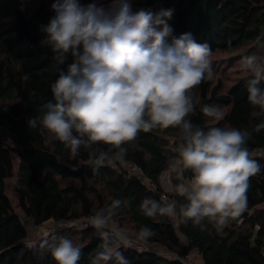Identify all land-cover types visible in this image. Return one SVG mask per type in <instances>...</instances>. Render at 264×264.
<instances>
[{
	"label": "trees",
	"instance_id": "obj_1",
	"mask_svg": "<svg viewBox=\"0 0 264 264\" xmlns=\"http://www.w3.org/2000/svg\"><path fill=\"white\" fill-rule=\"evenodd\" d=\"M96 0H79L82 5ZM54 0H43L31 13L24 11L23 0H0V264H57L51 249L42 246L69 239L82 249L78 264H91L102 251V234L88 223V217L111 204L122 201L113 220L121 227L127 225L137 236L141 227H149L155 235L144 242L160 246L172 254L167 258L150 250L139 251L119 245L130 264H185L188 256L199 255L202 264H264V159L256 160L260 171L250 177L247 207L228 223L217 227L205 218L201 225L184 222L179 209L186 203L176 192L168 193L161 177L178 162L177 149L182 141L179 128H154L141 131L137 138L125 143L122 160L106 163L98 170L87 163L88 152L83 148L76 158L55 139L47 141L50 133L39 124L30 128L32 117L39 120L44 105L52 100L51 84L61 70L72 62L69 55L65 65H58L52 50L41 46L42 25L55 15ZM136 11L144 9L154 15L161 10H173L167 23L178 37L191 33L199 43H207L211 53L249 49L251 54L264 56V0H131ZM171 38H169L170 42ZM211 54V55H212ZM27 75L28 79L23 77ZM251 74L237 79L224 93V83L216 84L206 78L192 90L194 111L186 119L195 127L207 131L211 127L236 128L247 131L249 155L264 148V110L248 100L247 80ZM264 89V82L260 84ZM210 106L227 108L228 112L216 123V117L205 115ZM97 150L110 155L118 149L97 144ZM15 157L21 158L16 193L25 219L17 214L6 194V181L14 176ZM137 167L143 177L129 171ZM185 178L191 172L185 170ZM146 178L147 182L143 179ZM181 181L172 178L176 187ZM162 195L175 201L177 215L147 217L141 210L145 199L160 202ZM65 225L34 245L28 243L29 229L47 222ZM86 228L82 227L80 223ZM79 224V226H78ZM68 225H72L68 228ZM108 264H113L112 261Z\"/></svg>",
	"mask_w": 264,
	"mask_h": 264
},
{
	"label": "clouds",
	"instance_id": "obj_2",
	"mask_svg": "<svg viewBox=\"0 0 264 264\" xmlns=\"http://www.w3.org/2000/svg\"><path fill=\"white\" fill-rule=\"evenodd\" d=\"M51 8L55 15L41 26L40 45L52 50L58 65H65L69 55L72 62L51 84L52 100L43 106L42 118L32 117L28 126L34 129L39 124L48 130L71 158L83 148L94 171L122 160L127 152L122 145L134 141L141 131L177 127L183 142L177 149L178 162L174 160L171 168L181 181L175 190L186 200L179 209L184 222L201 225L208 218L219 228L229 218L238 217L247 207L249 179L261 168L245 146L250 134L236 128L205 131L186 119L195 107L192 90L212 75L210 46L197 42L191 33L173 36L167 23L173 15L171 9L155 15L144 9L134 12L131 0H111L107 7L54 0ZM240 63L251 74L247 80L249 102L264 110V89L260 87L264 56L245 55ZM202 111L209 117L220 116L210 106ZM97 144L118 151L110 155L93 147ZM185 170L191 172L189 178L184 177ZM121 204L114 199L88 217L104 241L91 264H130L118 246L130 248L155 235L145 226L134 240L111 224ZM141 210L147 217L177 215L176 202L163 195L160 202L145 199ZM42 246L51 249L57 264H78L81 259V247L69 239L53 244L45 241Z\"/></svg>",
	"mask_w": 264,
	"mask_h": 264
},
{
	"label": "rangeland",
	"instance_id": "obj_3",
	"mask_svg": "<svg viewBox=\"0 0 264 264\" xmlns=\"http://www.w3.org/2000/svg\"><path fill=\"white\" fill-rule=\"evenodd\" d=\"M42 1L43 0H23L24 11H26L27 13H31L37 6H39L42 3ZM110 2L111 0H96L95 1V3H97L98 5L103 4L105 7H107ZM132 9L134 12L137 10V8L133 5H132ZM245 55H252L249 49L237 50L234 52H219V53L212 54L210 56V60L212 62V75L211 77H208V80L212 83V85H214L217 83L218 80L221 79L224 83V87L221 92L222 93L226 92L232 86V84H234V82L237 79L250 75L249 72L243 71L241 69L240 62H241L242 57ZM219 112H220V116L212 120L211 123H216L219 120L223 119V117L227 114L228 109L222 108V109H219ZM47 141L50 145L54 144L55 137L52 133L47 134ZM21 161H22L21 158L15 157L14 176L6 181V194L9 197L15 212L19 214L20 217L25 219V215L22 209L20 208L19 199L16 193L18 179H19V167H20ZM173 177H177V172L173 171V169L166 172L161 177V184L164 190L168 193L175 191V187L173 186V183H172ZM261 208H264V205L261 206ZM173 218L174 216L172 217V219ZM85 222L86 221H82V223H80L82 227H78V228L83 229V225ZM111 224H114L118 226L119 228L123 229L131 237L134 235L130 227L127 225H123V227H121L119 223L116 222L115 220H112ZM71 226L72 225H68L67 227L71 228ZM58 228L64 229L66 228V226L63 224L56 225L50 221V222L45 223L41 227H37V228L31 227L29 229L28 243L30 245H34L36 242H38L42 238H45L53 231L55 232V230H57ZM146 250L156 252L167 258L172 257L171 253H169L166 249L160 246L148 245ZM191 262L192 264L202 263V261L200 262L199 259H197L195 255L191 256Z\"/></svg>",
	"mask_w": 264,
	"mask_h": 264
},
{
	"label": "built area",
	"instance_id": "obj_4",
	"mask_svg": "<svg viewBox=\"0 0 264 264\" xmlns=\"http://www.w3.org/2000/svg\"><path fill=\"white\" fill-rule=\"evenodd\" d=\"M250 158H259V159H264V148H258L256 149L252 154H250ZM129 173L133 176H136V175H139L141 177H143V172L138 169L137 167H132L129 171ZM144 181L147 182L146 178L143 179ZM165 196V195H163ZM84 228H86L87 224L83 225ZM131 237V236H130ZM131 238H133L135 240L136 236L133 235ZM148 247L147 244H145L144 242H137L136 244H134L133 247H130L132 249H136V250H139V251H144L146 250ZM262 252L264 253V240L262 242ZM185 264H192L191 262V255L188 256L186 259H185Z\"/></svg>",
	"mask_w": 264,
	"mask_h": 264
},
{
	"label": "crops",
	"instance_id": "obj_5",
	"mask_svg": "<svg viewBox=\"0 0 264 264\" xmlns=\"http://www.w3.org/2000/svg\"><path fill=\"white\" fill-rule=\"evenodd\" d=\"M194 256V255H193ZM197 259L201 262V257L199 255H195ZM202 264V263H201Z\"/></svg>",
	"mask_w": 264,
	"mask_h": 264
}]
</instances>
